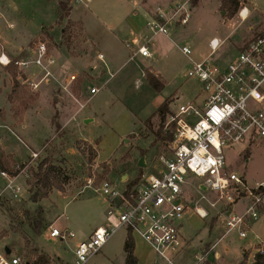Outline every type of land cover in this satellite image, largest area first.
Returning a JSON list of instances; mask_svg holds the SVG:
<instances>
[{
    "label": "rangeland",
    "instance_id": "obj_1",
    "mask_svg": "<svg viewBox=\"0 0 264 264\" xmlns=\"http://www.w3.org/2000/svg\"><path fill=\"white\" fill-rule=\"evenodd\" d=\"M69 1L73 5L70 17L76 22L70 17L59 19L58 0H0L2 42L11 41L27 50L36 38L32 46L45 42L55 55L61 52L62 60L79 75L68 93L53 83L33 90L23 82L24 72L14 63L11 65L16 67L9 65L0 70L3 90L0 92V172L17 174L23 169L19 177L23 189L16 198L10 190H4L7 181L0 175V250L9 247L11 254L20 255L31 264L41 255L49 258L48 264H76L73 249L77 243L106 220L110 199L103 193V182H111L112 188L118 190L133 184L130 191H135L150 174L157 172L158 158L173 138L167 141L157 138L162 120L159 108L165 100L170 101L163 130L174 135L170 115L180 104L193 99L200 86L196 79L188 77L190 60L177 44H188L192 57L201 60L207 54L202 41L214 34L231 32L229 46L235 52L225 58L229 59L264 32V0H240L233 17L222 8L221 0H197L189 23L173 35L177 44L165 36H156L151 44L152 57L137 58L122 40L115 41L120 23L138 20V25L144 24L145 33L149 17L139 13L145 9L152 15L158 5L167 6L176 0ZM245 6L250 13L243 20L238 14ZM10 24L14 27L10 28ZM44 26L51 28L40 33ZM52 28L54 34H50ZM86 34L93 38L97 49ZM97 50L105 60L97 59ZM152 64L166 80L162 91L151 87L146 78L147 69L155 70ZM27 73L33 77L38 69L31 66ZM92 85L102 89L90 96L87 91ZM73 95L82 102L89 100L87 105L80 109ZM256 106L264 110V102ZM76 112L80 113L78 123L63 127ZM87 115L94 120L84 122ZM32 151L39 154L36 159L32 158ZM226 155L230 170L245 177L248 184L264 181V141L234 143L227 148ZM142 157L147 164L143 168L139 167ZM45 159L55 165L53 181L62 189L53 187L48 197L34 202L30 198L35 181L32 170L36 171ZM186 180L191 202L203 206L209 216L202 219L193 213L185 215L182 232L191 243L175 258V263L193 264L196 256L205 255L213 260V252H203L200 242L204 245L220 240L215 249L223 254L220 262H236L242 249L237 264H252L255 254L264 250V199L258 219L251 223L247 237L242 238L237 231L227 230L228 213L220 212L223 204L210 206L214 194L202 190L200 180L192 174ZM250 203L251 199L242 198L233 209L243 213ZM39 207L43 208L44 226L36 235L33 226ZM50 226L71 230L76 237L67 241L53 238ZM126 235V229H120L85 264H124ZM227 247L229 251L225 253ZM151 264L167 263L154 254Z\"/></svg>",
    "mask_w": 264,
    "mask_h": 264
},
{
    "label": "built area",
    "instance_id": "obj_2",
    "mask_svg": "<svg viewBox=\"0 0 264 264\" xmlns=\"http://www.w3.org/2000/svg\"><path fill=\"white\" fill-rule=\"evenodd\" d=\"M193 3L194 0H176L167 6L158 5L146 21L150 36L134 37L126 43L133 57H152L151 39L159 35L172 39L179 28L189 23ZM248 15L246 7L240 11L242 19ZM209 45L210 55L202 60L192 57L193 51L188 44L178 45L190 60L187 75L199 82V92L170 115L169 123L174 124L175 131L158 158L156 173L150 174L135 191L118 190L112 188L111 182H103V193L110 199L106 221L77 243L73 249L76 264H85L101 252L122 228L131 230L167 264H176L175 257L183 248L185 215L193 213L202 219L209 216L203 206L193 204L188 196L185 185L189 174L200 180V188L204 185L214 194L211 207L223 204L220 212L226 210L228 213L225 223L228 231H237L240 237L246 238L251 223L258 219V211L263 208L264 181L250 185L245 177L230 170L226 150L234 143L264 141V110L256 106H262L264 102V34L227 61L215 58L221 46L220 39L213 38ZM98 57L104 59L103 54ZM0 63L4 66L14 63L24 73L35 66L38 69L35 77L28 74L23 79L33 90L43 83H53L71 93L72 85L78 79L76 73L60 79L55 70L57 60L43 41L35 44L31 57L12 60L1 53ZM100 90V87L92 86L89 94L93 96ZM73 98L80 109L89 101L82 102L74 95ZM38 155L32 151L33 159ZM21 173L23 169L17 174L0 172L7 181L4 190H10L13 198L23 189L19 183ZM245 197L251 199L250 205L243 213L236 212L233 206ZM50 236L67 241L75 238L76 233L50 226ZM197 260L195 264H202L200 256ZM0 264L30 263L20 255L0 250Z\"/></svg>",
    "mask_w": 264,
    "mask_h": 264
},
{
    "label": "crops",
    "instance_id": "obj_3",
    "mask_svg": "<svg viewBox=\"0 0 264 264\" xmlns=\"http://www.w3.org/2000/svg\"><path fill=\"white\" fill-rule=\"evenodd\" d=\"M143 1V0H142ZM73 6V5H72ZM246 7V6H245ZM245 7H243V8H245ZM74 8V7H73ZM242 8V9H243ZM247 8V10H248V13H250V9L248 8V7H246ZM144 9V8H143ZM143 12H142V14L141 13H139V15H141L142 17H144V18H146V17H149V15H151L149 12H146L145 11V9L144 10H142ZM241 11V10H240ZM239 17L242 19V17L240 16V12H239ZM249 16V15H248ZM71 18V17H70ZM235 18V17H234ZM72 19V18H71ZM73 20V19H72ZM243 20H245V19H243ZM74 22H76L75 20H73ZM55 24V23H54ZM54 24H52V25H54ZM51 25V26H52ZM51 26L50 27H42L41 28V31H40V33L41 32H43V31H46V28H51ZM84 26V25H83ZM9 27L10 28H13L14 27V24H10L9 25ZM143 27H144V24L143 23H140L139 22V25H138V20H133V22L132 23H126V22H121L120 23V25L118 26V29L120 30L119 31V34H115L114 36H115V41H119V40H122L123 41V43H127L128 41H130L131 39H133L134 37H144V36H147V37H149L150 35H148L147 34V32H145V33H143ZM54 32H55V29L54 28H52V29H50V34H54ZM39 33V34H40ZM230 34H231V32H227V33H224L223 35H220V34H214V35H212V36H209V37H207V39L206 40H204V41H202L203 42V48H206L207 49V54H206V57L207 56H209L210 55V52H211V49H210V41L213 39V38H218V39H220L221 40V46H220V48H219V50L216 52V53H218V55H217V58H219L220 60H222V61H227V60H230V59H232V58H234L236 55L235 54H233V56H231L229 59H225L226 57H227V55L229 54V53H231V52H235V51H233V49L232 48H230V46H229V38L231 37L230 36ZM174 35V34H173ZM86 36H87V38H88V41L93 45V46H95L96 47V43L94 42V40H93V38L91 37V36H89V35H87L86 34ZM37 37H38V35H37ZM119 38V39H118ZM36 39V38H35ZM35 39H33L32 41H34ZM169 39V38H168ZM152 40L153 39H151V44H152ZM170 40H172L174 43H176L175 41H174V38H173V36H172V39H170ZM32 41H31V43H32ZM31 43L29 44V47L27 48V50H24V48L23 47H21V46H15L14 44H12L11 43V41L10 42H7V41H5V42H2V40H0V54L1 53H5L10 59H12V60H20V59H27V58H29V57H31L32 56V49L34 48V46L35 45H31ZM34 44H36V43H34ZM177 44V43H176ZM177 45H179V44H177ZM96 49H97V47H96ZM52 51V50H51ZM98 52H97V59H99V54H103L100 50H97ZM87 52V51H86ZM52 53H53V55L55 56V58H56V60H57V65H56V67H55V70L57 71V73L59 74V76L61 77L60 79H62L63 77H64V79H65V76L66 75H68V74H72V73H76V74H78V71H76V72H74V71H71V67H70V65H68V62H65L64 60H62V56H63V54L60 52V53H58V54H56L55 55V53L52 51ZM88 54V53H87ZM205 56H204V58H206ZM137 58H142V57H140V56H138ZM203 58V59H204ZM195 59V58H194ZM99 60H101V61H103V60H105V57H104V59H99ZM196 60V59H195ZM202 60V59H201ZM67 67V68H64V67ZM152 66L154 67V69L157 71V69H156V66L155 65H153L152 64ZM105 67V66H104ZM8 68V66H4V65H2L1 63H0V70L1 69H7ZM121 68V67H120ZM120 68L119 69H117L116 70V72H118V70H120ZM107 68L105 67V70H106ZM107 71V70H106ZM159 72V71H158ZM161 73V72H160ZM28 74L29 73H24L23 74V77L25 78L26 76H28ZM33 77H35V76H33ZM23 78V79H24ZM78 78H79V75H78ZM77 81H78V79H77ZM76 81V82H77ZM1 82H2V80H1V78H0V87H1ZM75 83V82H74ZM50 84H52V83H43L42 85H50ZM57 86V85H56ZM59 86V85H58ZM93 86V85H92ZM91 86V87H92ZM94 86H97V85H94ZM90 87V88H91ZM99 87V86H98ZM102 89V88H101ZM90 91V89L87 91V92H89ZM0 92L2 93L3 92V90L2 89H0ZM89 94V93H88ZM86 95H87V93H86ZM75 96V95H74ZM75 97H77V96H75ZM84 97V96H83ZM83 97H82V99H83ZM77 114V115H76ZM79 115H80V113L79 112H76V113H74V115L73 116H70L69 118H68V120H66V122L65 123H63V127H65L66 125H72V122H76V123H78L77 122V120H78V118H79ZM94 120V117L93 116H91V115H87V116H84L83 117V121L84 122H86V123H89V122H91V121H93ZM199 184L201 185V183L199 182ZM203 190V189H202ZM108 211V210H107ZM215 218L216 217H214V220H215ZM106 221V220H105ZM105 222H103V224H104ZM212 223V228L214 227V222H211ZM103 224H100L99 226H101V225H103ZM183 226H184V224H183ZM96 229V228H95ZM126 234H128V231L126 230ZM135 237V254H136V256H137V258H138V260H139V264H151L152 263V261H153V259H154V251L151 249V247L149 246V245H147L141 238H139L138 236H134ZM126 238H127V235H126V237H125V239H124V242H125V240H126ZM182 240H183V248H182V250H181V252L179 253V254H177L176 255V257L175 258H177V257H179L180 255H181V253L185 250V248L187 247H189V244L188 243H191V240H190V242H189V239L187 238V237H185V235L183 234V232H182ZM124 242H123V248H124ZM220 242V240H218L217 242H215V243H212V242H207V243H204V245H202L203 244V241L201 240V242H200V246L202 247V250H203V252H207V251H210L209 253H211V252H213V260L211 259V258H209L208 256H206L205 255V257L204 256H201L202 258H203V261H202V264H203V262H206L205 264H228V263H223V262H220V260L223 258V254L219 251V250H215L216 248H217V246H218V243ZM229 251V248L227 247V248H225V250H224V252L225 253H227ZM197 255V254H196ZM239 255H241L240 256V258L238 257L237 259V261L236 262H234V263H231V264H237L240 260H241V257H242V249L240 250V252H239ZM196 257H198V256H196ZM182 260V259H181ZM198 262V260L197 261H195L193 264H195V263H197Z\"/></svg>",
    "mask_w": 264,
    "mask_h": 264
},
{
    "label": "trees",
    "instance_id": "obj_4",
    "mask_svg": "<svg viewBox=\"0 0 264 264\" xmlns=\"http://www.w3.org/2000/svg\"><path fill=\"white\" fill-rule=\"evenodd\" d=\"M195 1L197 0H194V2ZM221 2H222V8L227 11L229 17H233L237 13L239 6L241 4L240 0H221ZM71 10H72V5L69 0H58V12L60 13L59 14L60 20L69 18ZM70 20L71 19H69L68 21L69 24L73 25L74 24L73 21ZM66 30L63 31L64 37L66 36L65 35ZM263 34L264 32L261 33L256 38L262 36ZM11 66L16 67L15 65H11ZM146 78L150 86L153 87L156 91H162L165 88L166 80L159 72L153 69H147ZM169 104L170 101L167 99L163 102V104L159 108V112L161 114L162 120H161V127L156 132V135L157 138L162 141H167L169 138L173 136L172 133L168 134L163 130V124L166 119V115L169 112ZM55 171H56L55 165L51 163L48 159H45L43 162L39 163L36 171L32 170V174L35 178V181L32 183L33 184L32 188L30 189L31 191H33L30 197L32 201L37 202L42 198L48 197L49 190L53 187L62 189V187H60L61 186L60 184L55 183L53 181L54 180L53 176L55 174ZM134 183H136V181ZM132 186L133 184H131L128 187V190H130ZM43 226H44L43 208L39 207L37 210V217H35L34 219V226H33L36 235H39L41 233ZM124 253H125L124 264H139V260L135 254V237L132 234L131 230L128 231L127 238L124 242ZM48 262H49V258L45 255H41L32 264H48ZM241 264H246V263L242 262ZM252 264H264V250H261L255 254L254 261Z\"/></svg>",
    "mask_w": 264,
    "mask_h": 264
},
{
    "label": "water",
    "instance_id": "obj_5",
    "mask_svg": "<svg viewBox=\"0 0 264 264\" xmlns=\"http://www.w3.org/2000/svg\"><path fill=\"white\" fill-rule=\"evenodd\" d=\"M146 166H147V164L145 162V157H142L141 160H140V162H139V167H142L143 168V167H146ZM201 188L203 190H206V187L204 185H202ZM5 252L7 254H11L12 251H11V249L9 247H6Z\"/></svg>",
    "mask_w": 264,
    "mask_h": 264
},
{
    "label": "bare ground",
    "instance_id": "obj_6",
    "mask_svg": "<svg viewBox=\"0 0 264 264\" xmlns=\"http://www.w3.org/2000/svg\"><path fill=\"white\" fill-rule=\"evenodd\" d=\"M243 16H245L246 15V11L245 12H243V14H242Z\"/></svg>",
    "mask_w": 264,
    "mask_h": 264
}]
</instances>
